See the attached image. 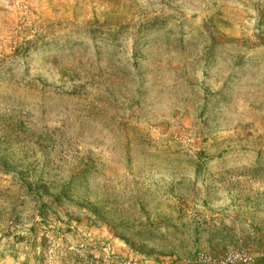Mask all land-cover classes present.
<instances>
[{"label":"rangeland","instance_id":"rangeland-1","mask_svg":"<svg viewBox=\"0 0 264 264\" xmlns=\"http://www.w3.org/2000/svg\"><path fill=\"white\" fill-rule=\"evenodd\" d=\"M0 264H264V0H0Z\"/></svg>","mask_w":264,"mask_h":264}]
</instances>
